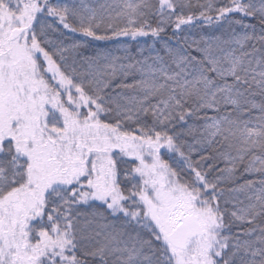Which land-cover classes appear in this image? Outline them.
Wrapping results in <instances>:
<instances>
[{"label":"snow or ice","instance_id":"1","mask_svg":"<svg viewBox=\"0 0 264 264\" xmlns=\"http://www.w3.org/2000/svg\"><path fill=\"white\" fill-rule=\"evenodd\" d=\"M0 264H264V0H0Z\"/></svg>","mask_w":264,"mask_h":264}]
</instances>
